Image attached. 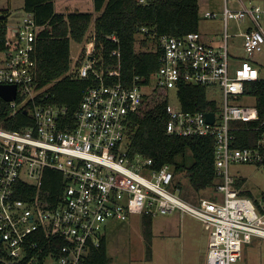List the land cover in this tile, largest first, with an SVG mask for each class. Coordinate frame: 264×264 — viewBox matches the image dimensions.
Returning a JSON list of instances; mask_svg holds the SVG:
<instances>
[{"label": "built area", "instance_id": "1", "mask_svg": "<svg viewBox=\"0 0 264 264\" xmlns=\"http://www.w3.org/2000/svg\"><path fill=\"white\" fill-rule=\"evenodd\" d=\"M224 5L226 21L250 17L253 22L243 33L244 52L248 56L261 52L264 5L240 10H232L228 0ZM10 15L0 8V85L16 87L13 99L0 96L5 102L0 103V242L5 259L84 264L91 248L107 235L106 222L125 221L133 214L155 217L180 211L211 225L205 264H234L241 259L244 244L253 237L264 238V193L259 199L243 194L244 178L230 172L231 164H264V136L255 146L235 147L232 125L259 119L255 103L243 104L240 99L246 97V84L259 79L260 72L247 58L231 65L227 31L222 47L206 42L200 32L160 36L159 68L149 78L136 75L129 83L121 80L120 62L107 69L106 76L105 68L99 67L95 34L88 32L87 46L71 55L68 74L94 82L69 117L67 106L38 100L45 87L36 82L35 50L45 26L26 9L22 20ZM111 39L118 41L116 35ZM112 55L120 54L114 50ZM179 81L206 86L208 94L219 95L210 98L217 102L214 122L207 118L209 111H189L179 100L172 102V89H178ZM157 88L169 90L168 134L215 138L213 187L222 196L187 200L178 194L182 188L170 165L157 169L152 158L129 152L132 116ZM19 112L29 116L31 124L5 126ZM46 169L61 172L65 181L54 201L24 185L40 188Z\"/></svg>", "mask_w": 264, "mask_h": 264}, {"label": "trees", "instance_id": "2", "mask_svg": "<svg viewBox=\"0 0 264 264\" xmlns=\"http://www.w3.org/2000/svg\"><path fill=\"white\" fill-rule=\"evenodd\" d=\"M94 7L98 13L95 18L91 12H57L54 0H24V8L34 14L37 24L45 26L39 33L35 50L36 82L39 87H45L38 100L67 106L69 117H73L83 96L94 82L91 77L82 79L68 74L71 67L72 41L81 42L89 34L87 32L92 22L96 52L102 62L99 67L105 68L107 76L106 70L120 62L121 80L126 83L131 82L136 75L149 78L159 68V57L162 53L160 36H182L200 30V0H152L149 5L139 3L138 0H94ZM113 35H116L118 41L111 39ZM138 41L146 49H137ZM114 50H118L120 55H112ZM245 96L255 97L259 119L233 121L232 125L236 127L233 143L235 147L255 146L264 136V77L248 82ZM178 97L185 110H217V102L208 97L206 86L179 81ZM169 100V90L166 88H157L145 97L141 107L132 116L128 137L129 152L132 155L140 154L152 158L157 169L165 164L170 165L175 178L176 174L184 171L194 190L201 192L212 187L216 181L215 138L168 134L165 106ZM0 103L5 102L0 98ZM25 124H31V119L21 112L5 122V126L11 128ZM189 151L194 161L187 166ZM180 155L182 160L178 161ZM24 185L33 189L34 193L40 191L54 201L63 192L65 181L61 172L46 169L40 188L26 183ZM178 185L181 186L180 181ZM242 193L250 194L248 191ZM143 218L147 253L150 255L153 217L143 214ZM110 262L108 237L104 235L101 244L91 248L84 264ZM0 264L22 263L5 259L0 242Z\"/></svg>", "mask_w": 264, "mask_h": 264}, {"label": "rangeland", "instance_id": "3", "mask_svg": "<svg viewBox=\"0 0 264 264\" xmlns=\"http://www.w3.org/2000/svg\"><path fill=\"white\" fill-rule=\"evenodd\" d=\"M66 3L74 2L69 0H58L56 4L57 10L60 9L62 4ZM235 3V0L231 1V5ZM246 3H248L247 5L249 6L250 0H246ZM251 3L262 4L263 2L262 0H251ZM221 4L223 7V1H221ZM0 8L8 9L11 14L10 16L17 21L22 20L25 16L24 0H0ZM206 10V6L202 3L200 6V29L204 28V26H207V28L211 26V23L204 22V13ZM97 15L98 13H96V15L94 14V18ZM88 32H93V22ZM221 36L225 39L224 31L221 33ZM87 38L86 34L81 42L72 41V56H75L78 50L87 46ZM241 39V37H237V40L231 42V44H240ZM136 47L137 49L144 48L141 46L140 41L137 42ZM144 49H146V47ZM238 52L240 54L244 53L243 49ZM254 58L256 63L264 68V48L261 52L254 54ZM238 61L239 59L232 60L231 65L237 66L239 63ZM208 97L219 99V95L212 91L209 92ZM171 100L175 103L179 100L177 87H173L172 89ZM255 100L254 96L241 97L240 103L253 104ZM181 160L182 156L180 155L178 161ZM193 161V155L189 151L187 153L186 165H191ZM230 172L235 177L240 179L244 178L242 187L244 191L250 193L247 194L249 197L252 199H259L262 197L264 193V164H231ZM184 173L183 171L176 174V182L178 184L180 181L182 188L181 192H178V194L182 197L195 202L200 196H222L221 193H217L213 186L201 192H197ZM131 216L130 218L140 217L138 214H133ZM130 218L125 221L109 220L106 222V232L109 238L108 252L111 257L110 264H205L211 225L189 214L183 216L180 211L156 215L154 221L156 237L154 236L153 238V253H150V257H147V245L145 244V240L147 239L146 235L143 234L144 230H141L140 225L132 224ZM234 264H264V238L253 237L250 243L244 244L242 257Z\"/></svg>", "mask_w": 264, "mask_h": 264}, {"label": "crops", "instance_id": "4", "mask_svg": "<svg viewBox=\"0 0 264 264\" xmlns=\"http://www.w3.org/2000/svg\"><path fill=\"white\" fill-rule=\"evenodd\" d=\"M57 1L58 0H54L55 10L57 12L68 13L71 11H81V12H91V13H94L95 15L97 13L95 10V7H94V0H69V1H73L74 3L62 4V6H60L59 10H57V8H56ZM218 1H220V2H218ZM221 1H223V4H224V0H200V6L203 3L207 8V10L204 13V17H205L204 22L211 23L210 27L207 28V26H204V28L199 30L200 34L202 35V38L206 42H208L209 44H211L215 47H222L223 43H224V39L221 36V33L223 31L224 32L227 31V33L229 34V50H230L232 59L233 60L239 59L238 62H240V60L242 58L249 59L250 61H252L254 63V65L256 67H258L259 72H260V77H264V75H263L264 68L260 67V65L258 63H256L254 55H250V57H249L245 52L243 54H240L238 52L239 50L243 49V46H242L243 45V33H245L247 30L252 28V26H253L252 20L250 19V17H247V18L241 19V20L240 19H238V20L237 19H227V21H226V18L224 15V9H223L225 5L222 7ZM231 1H233V0H231ZM231 1L228 0V6L232 10H240L241 8H243L245 5L248 4V3H246V0H235L236 3L234 5H231ZM262 2L263 3L261 5H264V0H262ZM250 4H252L251 0H250ZM258 4H260V3H258ZM93 9H94V11H93ZM206 12H214V13H216V16L215 17H208V16H206ZM200 23H201V20H200ZM202 23H203V21H202ZM223 27H224V30H223ZM237 37L242 38L240 44L232 45L231 42H234L235 40H237ZM138 215H140V217L130 218V221L132 224L140 225L141 230L143 231L144 218H143L142 214H138ZM154 221H155V217L152 218V223H151V230H152V234H151V236H152L151 237L152 252L151 253H153V238H154V236L156 237ZM210 233H211V231H210ZM209 236H210V234H209ZM145 244H146V240H145ZM108 249H109V238H108ZM147 257H150V255H148ZM205 263H206V261H205Z\"/></svg>", "mask_w": 264, "mask_h": 264}, {"label": "water", "instance_id": "5", "mask_svg": "<svg viewBox=\"0 0 264 264\" xmlns=\"http://www.w3.org/2000/svg\"><path fill=\"white\" fill-rule=\"evenodd\" d=\"M15 85H0V96L6 100H11L15 97ZM26 113V111H25ZM207 118L210 122H214L215 113L212 111L207 112Z\"/></svg>", "mask_w": 264, "mask_h": 264}]
</instances>
